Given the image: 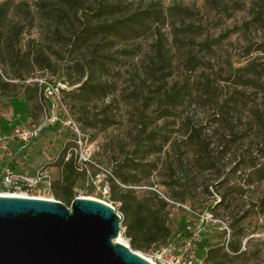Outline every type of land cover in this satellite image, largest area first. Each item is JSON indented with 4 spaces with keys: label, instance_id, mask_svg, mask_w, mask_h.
Masks as SVG:
<instances>
[{
    "label": "trees",
    "instance_id": "trees-1",
    "mask_svg": "<svg viewBox=\"0 0 264 264\" xmlns=\"http://www.w3.org/2000/svg\"><path fill=\"white\" fill-rule=\"evenodd\" d=\"M131 1L0 0V41L10 46L27 23L41 27L51 40H64L69 54L90 49L64 64L76 68L70 87L77 86L70 94L84 102L106 98L109 88L100 78L110 69H122V59L132 60L131 88L126 90L130 111L118 120L107 114L91 119L81 115L93 129L124 125L122 137L127 142L119 145L121 155L111 161L110 175L105 176L107 201L121 215L122 236L133 250L147 252L165 244L171 234L168 205L193 207L197 193L212 189L216 199L206 208L213 218L226 221L229 239L198 249L197 254L204 264H242L252 255L249 236L263 227L245 221L264 214V63L254 57L242 66L229 64L220 78L205 72L189 38L192 24L167 23L178 6L166 9L150 0L133 7ZM166 24L169 42L161 32ZM148 35L153 39L144 51L139 43ZM204 46L212 49L207 41ZM256 51L264 55V42ZM135 58L139 59L134 62ZM27 66L30 69L12 75L26 88L33 68L50 67V57L40 48L31 49ZM178 70L183 71L181 79L174 76ZM12 83L0 73V88ZM33 84L43 89L38 80ZM199 110L202 117L196 114ZM66 153L62 150L52 164L57 172L50 192L69 206L74 189L79 182L85 186L87 177ZM227 154L235 156L236 164L225 171L219 162ZM209 173L215 179L210 184L203 179Z\"/></svg>",
    "mask_w": 264,
    "mask_h": 264
},
{
    "label": "rangeland",
    "instance_id": "rangeland-1",
    "mask_svg": "<svg viewBox=\"0 0 264 264\" xmlns=\"http://www.w3.org/2000/svg\"><path fill=\"white\" fill-rule=\"evenodd\" d=\"M23 1L25 0H12L18 4ZM26 1L27 4H33L35 0ZM149 1L132 0L131 3H133V7H139L148 4ZM153 1L161 2L166 9L174 6L179 7L171 12L167 23L180 24L182 21L192 24L193 30H191L189 38L193 43L194 52L203 60V71L211 72L220 78L219 76L228 70L229 64L234 67L242 66L254 57L260 58L259 61L264 63V55L256 51L258 43L264 42V0ZM169 31L168 24L161 28V32L165 34L168 42L170 41ZM48 36L42 32V28L38 25L29 26L26 23L24 33L13 39L10 46H5L3 39L0 41V73L3 79L13 82L9 87L0 88V132L7 133L16 126L29 127L43 124L39 137L16 154L15 170L31 174L35 169L44 166L48 169L52 180L57 172L52 164L60 156L61 151L66 149V159L71 155L74 157L77 167L84 169L82 171H85L87 181L99 178V185L105 186V190H107L106 194L102 195L96 189L87 187L86 181L85 186L79 182L74 189L75 197H93L108 203L109 184L104 176L112 168L111 161L121 155L119 145H124L127 142L122 137L124 125L119 122V124L110 127L99 125L93 129L83 122L81 115L91 119L95 116L101 118L103 114H107L118 120L130 111L126 90L128 87L131 88L128 70L132 68V60L122 59L124 63L122 69L119 71L116 67L110 69L108 74L100 78L101 83L109 88V95L106 98L84 102L76 95L70 94V91L77 86L70 87L71 80L78 74L76 68L74 66L65 67L64 64L80 54L87 55L90 49L82 52L74 51L69 54L65 50L64 40L56 39L54 41ZM151 38V35H148L139 43L144 51L153 39ZM206 41L212 46L211 50L204 46ZM39 48L50 57L51 66L43 69L41 67L33 68L28 82L25 83L30 86L26 88L19 81L12 79V75L16 71L23 73L30 69V66H27V53L31 49ZM57 54L65 59L61 60ZM138 59L135 58L133 61ZM182 75V70H178L174 74L176 79L183 78ZM36 80L49 82L52 86V89H49L50 94L44 88L38 90V86L33 84ZM55 89L57 90L56 95L54 94ZM43 93L48 95V98L43 99ZM196 114L199 115L198 117L203 115L200 110ZM16 144L11 145L12 150ZM81 154L91 160L90 164L82 165L79 160ZM235 159L232 154H227L219 164L227 171L236 164ZM4 163L5 156L0 150V175ZM203 179L208 184L215 180L211 173L205 174ZM152 188L163 194L161 189L155 186ZM140 189L145 190L147 187H140ZM2 191L5 190H0V192ZM208 191L209 193H197V202L193 207L189 203L181 205L170 203L168 205L166 209L168 211L167 225L171 234L167 242L181 241L189 231L198 233L197 247L199 250H205L215 242L229 239L226 221L222 219L223 217L213 218L206 208L216 199L214 191L212 189ZM141 194L142 192H139V195ZM32 195L53 199L50 191L34 192ZM245 202L247 203V201ZM221 215L223 216V214ZM245 222L252 226L258 224L263 227L249 236L252 237V241L248 250L252 252V255L253 253L255 255H251L242 264H264V214L248 218ZM120 238L129 246V241L122 236V233ZM130 249L142 255L145 253L133 250L131 247Z\"/></svg>",
    "mask_w": 264,
    "mask_h": 264
},
{
    "label": "water",
    "instance_id": "water-1",
    "mask_svg": "<svg viewBox=\"0 0 264 264\" xmlns=\"http://www.w3.org/2000/svg\"><path fill=\"white\" fill-rule=\"evenodd\" d=\"M121 216L108 203L76 196H0V264H151L116 239Z\"/></svg>",
    "mask_w": 264,
    "mask_h": 264
},
{
    "label": "built area",
    "instance_id": "built-area-1",
    "mask_svg": "<svg viewBox=\"0 0 264 264\" xmlns=\"http://www.w3.org/2000/svg\"><path fill=\"white\" fill-rule=\"evenodd\" d=\"M38 83L42 88L48 90L50 94L49 89L51 90L52 86L49 82L40 80ZM56 92L57 90L55 89V95L57 94ZM42 98H48V95L43 93ZM43 126V124L29 127L16 126L7 133L0 132V150L3 151V156H5V163L1 168L0 175L1 190L23 194L25 197H32V193L34 192L45 193L46 191H50L51 177L47 168L42 166L35 169L31 174H28L14 170L11 165L15 157L11 151V145L17 143L21 146V149L26 148L32 141L39 137ZM79 160L82 162V165L90 164L91 162V160L86 158L83 154H81ZM79 168L80 170H84L81 167ZM107 175H110V171ZM99 182V178L97 180L91 179V181H87L86 179V186L90 189H96L100 194L104 195L107 190H105V186H100ZM108 205L112 206L110 203H108ZM112 208L114 209L113 206ZM198 240V233L189 231L181 241L153 245L144 253V258L151 264H204L203 258L197 254Z\"/></svg>",
    "mask_w": 264,
    "mask_h": 264
},
{
    "label": "bare ground",
    "instance_id": "bare-ground-1",
    "mask_svg": "<svg viewBox=\"0 0 264 264\" xmlns=\"http://www.w3.org/2000/svg\"><path fill=\"white\" fill-rule=\"evenodd\" d=\"M2 195H5V196H13V197H17V196H25V195H23V194H19V193L16 194V193H11V192H6V191H2V192H0V196H2ZM32 196H34V195H32ZM34 197L44 198V197H40V196H34ZM87 198H90V197H87ZM91 198H93V197H91ZM91 198H90V199H91ZM44 199H47V198H44ZM116 241H118L119 243H123V244H125L126 246L128 245L127 242L122 241V239L120 238V236L116 239ZM136 254H137V255L139 254L140 256L145 257L144 255L140 254L139 252L136 253Z\"/></svg>",
    "mask_w": 264,
    "mask_h": 264
},
{
    "label": "crops",
    "instance_id": "crops-1",
    "mask_svg": "<svg viewBox=\"0 0 264 264\" xmlns=\"http://www.w3.org/2000/svg\"><path fill=\"white\" fill-rule=\"evenodd\" d=\"M21 146L19 145V144H16L15 146H14V148H13V150H12V152H13V155H15V157H14V160H13V162L11 163V165H13L12 167H13V169L15 170V164H16V160H15V158H16V154L19 152V151H21V148H20ZM17 170V169H16ZM17 171H21V170H17ZM21 172H25V173H28V172H26V171H21ZM29 174V173H28Z\"/></svg>",
    "mask_w": 264,
    "mask_h": 264
}]
</instances>
